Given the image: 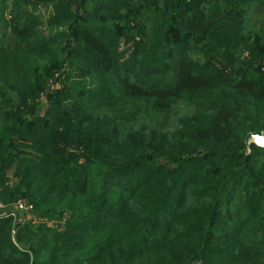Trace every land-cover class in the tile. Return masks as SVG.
Returning a JSON list of instances; mask_svg holds the SVG:
<instances>
[{
  "label": "trees",
  "instance_id": "16d2710c",
  "mask_svg": "<svg viewBox=\"0 0 264 264\" xmlns=\"http://www.w3.org/2000/svg\"><path fill=\"white\" fill-rule=\"evenodd\" d=\"M252 133L264 0H0V264H264Z\"/></svg>",
  "mask_w": 264,
  "mask_h": 264
},
{
  "label": "built area",
  "instance_id": "2783aa9c",
  "mask_svg": "<svg viewBox=\"0 0 264 264\" xmlns=\"http://www.w3.org/2000/svg\"><path fill=\"white\" fill-rule=\"evenodd\" d=\"M32 210V206L22 200L8 205L0 202V218H11L16 224H20L22 222V217H25V221L28 218L32 219Z\"/></svg>",
  "mask_w": 264,
  "mask_h": 264
},
{
  "label": "water",
  "instance_id": "95a60500",
  "mask_svg": "<svg viewBox=\"0 0 264 264\" xmlns=\"http://www.w3.org/2000/svg\"><path fill=\"white\" fill-rule=\"evenodd\" d=\"M75 4L77 6V1H75ZM249 140H252L256 146L264 148V135L259 136L257 134L252 133L247 135L246 137V142H248Z\"/></svg>",
  "mask_w": 264,
  "mask_h": 264
},
{
  "label": "rangeland",
  "instance_id": "374dc122",
  "mask_svg": "<svg viewBox=\"0 0 264 264\" xmlns=\"http://www.w3.org/2000/svg\"><path fill=\"white\" fill-rule=\"evenodd\" d=\"M77 4H78V1H77ZM78 7V6H77ZM127 47H129V45H127ZM125 48V46H122V45H120V50H122V49H124ZM17 201H19V200H17ZM0 202H2V201H0ZM33 216V215H32ZM22 220V222L20 223V225H23L24 223H28V222H32L34 225H35V217L33 216V218L32 219H27L26 221L24 220L25 219V217H22L21 218Z\"/></svg>",
  "mask_w": 264,
  "mask_h": 264
}]
</instances>
